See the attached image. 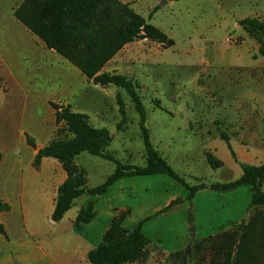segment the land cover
Masks as SVG:
<instances>
[{"label": "rangeland", "instance_id": "1", "mask_svg": "<svg viewBox=\"0 0 264 264\" xmlns=\"http://www.w3.org/2000/svg\"><path fill=\"white\" fill-rule=\"evenodd\" d=\"M121 1L146 20L154 16L150 22L160 26L170 39L174 38V44L169 47L152 41L154 61L145 68L146 75L138 77L151 142L173 169L190 186L210 184L227 176V170L219 168L221 161L210 151L204 153L202 146L209 141L204 135L211 137L210 141L227 135L239 150L253 147L255 154L250 155L251 161H261L264 151V56L259 53L257 40L239 25V20L257 17L264 21V0ZM22 2L0 0V52L9 57L8 68L0 66V94L1 103L10 104L9 110L17 113L9 127L13 147L22 150L24 163L30 159L32 149L19 140L20 136L26 139L27 133L38 145L69 136L65 124L56 121L53 103L63 106L70 100L74 101L76 112L101 120L93 123L91 119L94 126L108 128L110 142L107 149L118 161L144 166L146 157L140 114L130 96L115 85H95L91 79L84 78L76 66L49 49L15 18V9ZM223 12L226 17L218 20L216 15L220 17ZM162 53L166 60L158 61ZM71 82L77 89L73 97L66 94ZM117 96L122 97L126 106L124 119L119 112ZM184 125L203 135L173 129ZM235 153V161L244 163L243 157ZM209 155L215 167L208 162ZM11 162V159L7 161ZM75 163L86 170L89 186L101 184L116 166L110 160L88 153L77 156ZM140 185L135 203L141 202L142 194L146 193L145 185ZM233 190H238V194L234 192L228 198H215L217 201H211V195L197 196L190 210L196 229L208 232L211 211L218 208L219 217L224 216L226 202L232 195L246 201L249 192L251 202L250 186ZM260 212L262 208L250 206L249 219ZM120 214L124 218L127 215L125 212ZM12 219L13 216H8L3 220L11 223ZM102 222L104 220L100 218L96 223L101 227ZM252 222L251 233L246 238V254L240 264H264V236L259 222ZM221 255L212 260H220ZM165 263L169 264L167 258Z\"/></svg>", "mask_w": 264, "mask_h": 264}, {"label": "trees", "instance_id": "2", "mask_svg": "<svg viewBox=\"0 0 264 264\" xmlns=\"http://www.w3.org/2000/svg\"><path fill=\"white\" fill-rule=\"evenodd\" d=\"M14 14L48 48L79 68L95 85H115L124 89L140 114L146 157L144 166L118 161L107 149L110 142L108 128L94 126L88 114L76 112L70 105L59 106L53 103L56 121L65 124L69 136L52 139L38 149L34 158L36 167L45 158L57 159L67 173L66 180L58 188L52 213L53 221H60L76 198L84 194H104L116 181L128 176L167 174L187 188V200H191L198 191L206 188L226 192L248 185L251 188L250 206L260 207L262 212L239 228L204 239H195L185 249L167 257L169 264H191L194 261L196 264H240L246 254V238L251 233L252 221L259 222L264 236V162L260 165L240 163L242 175L231 182L190 186L151 142L145 125L146 110L139 93L141 84L128 75L103 71L105 65L126 44L138 38H148L165 47L172 46L174 40L121 0H23ZM239 25L257 40L260 45L259 53L264 56V21L257 17H247L239 20ZM117 103L123 119L126 118V106L121 96H117ZM222 138L233 157H236L229 137L223 134ZM26 139L30 146L37 149L34 137L27 134ZM82 153L114 162V171L101 184L88 187L86 170L75 163V158ZM208 161L215 167L210 155ZM180 202V199L173 201L156 215L168 211ZM10 209L9 204L0 201V212ZM94 216L93 204L90 203L79 212L77 220L80 223H89ZM123 219V214L115 216L102 242L90 250L88 258L92 264H145L149 260L153 249L150 240L142 231L143 221L129 230L123 226ZM189 219L192 221L191 215ZM0 232L6 235L2 223ZM158 252L161 254L159 250ZM218 255H221V259L213 261L212 258Z\"/></svg>", "mask_w": 264, "mask_h": 264}, {"label": "crops", "instance_id": "3", "mask_svg": "<svg viewBox=\"0 0 264 264\" xmlns=\"http://www.w3.org/2000/svg\"><path fill=\"white\" fill-rule=\"evenodd\" d=\"M1 14L3 15V12ZM216 17L218 20L219 18L224 19L226 15L223 12L220 17L218 15ZM153 18L154 16L147 21L150 22ZM203 40L210 45L208 39L204 38ZM207 47L209 46L205 48ZM154 48V42L149 39H136L126 44L105 65L103 71L125 74L140 82L139 75L143 76L147 70L145 68L154 61L152 54ZM157 60L164 61L166 58L162 53ZM68 62L74 66L70 61ZM0 66L8 68V54L0 52ZM78 70L81 72L79 68ZM81 74L84 78L89 79L82 72ZM74 87L72 82L68 85L66 94L69 97H73L77 91ZM67 105H70L75 111L74 101L67 100L63 106ZM11 107L10 104L1 103L0 94V201L11 206L9 211L0 212V223L3 224L6 231V235L0 232V264H92L88 258L90 250L102 242L111 220L123 212L127 214L123 219V226L129 230L143 221L142 231L150 240L151 249H153L145 264H166L165 259L168 255L185 249L193 240L232 231L249 221L248 192L246 201L232 195L229 202H226L228 206L224 208L226 209L224 216L219 217L218 208H213L209 218L211 229L208 232L198 227L196 229L195 221H190L189 217L190 210L194 207L193 203L198 199L197 196L211 195V201H217L218 198H228L234 192L238 194V190L241 189L223 193L206 188L197 192L193 199L187 200V188L178 181H171L165 174L121 178L104 194L93 196L84 194L76 198L64 217L60 221H53L52 213L58 196V188L66 180L67 173L61 163L50 162V160H57L54 158H45L36 167L34 158L38 149L49 142L39 145L36 142L37 149H35L27 143V139H23L19 134V140H23L32 149L30 159L24 163L22 150L17 151L12 143L13 136L10 134L9 126L17 113L11 112L9 110ZM89 117L90 121L93 119V123L101 121L94 117L91 118L90 115ZM173 129L181 132L191 130L203 135L200 131L186 125ZM204 136L209 140L202 146L204 153L210 151L222 162L219 168L227 170V176L215 182L225 183L238 179L243 171L241 165L233 158L226 141L222 138L210 141L211 137ZM232 146L237 155L243 157L242 162L254 165L264 162V151L261 161L252 162L250 155L255 154L253 147H244L239 150L234 144ZM9 159H11V163H7ZM141 183L145 185L146 193L142 194L141 202L135 203L134 200L138 198V189ZM180 185L182 187H179ZM88 187L94 186L88 185ZM215 198L217 199L215 200ZM177 199H180L181 202L172 206L168 211L156 215ZM90 203L93 204L94 218L89 223L78 222L79 212ZM8 216H13L11 223L3 220ZM100 218L104 220L101 227L96 223Z\"/></svg>", "mask_w": 264, "mask_h": 264}, {"label": "water", "instance_id": "4", "mask_svg": "<svg viewBox=\"0 0 264 264\" xmlns=\"http://www.w3.org/2000/svg\"><path fill=\"white\" fill-rule=\"evenodd\" d=\"M261 54V53H260ZM262 55V54H261Z\"/></svg>", "mask_w": 264, "mask_h": 264}]
</instances>
